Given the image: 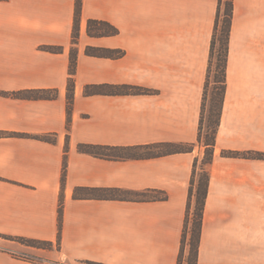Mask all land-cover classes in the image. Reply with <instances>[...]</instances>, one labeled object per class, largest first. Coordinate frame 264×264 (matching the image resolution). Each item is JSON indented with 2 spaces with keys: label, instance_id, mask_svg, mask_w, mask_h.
<instances>
[{
  "label": "crops",
  "instance_id": "obj_1",
  "mask_svg": "<svg viewBox=\"0 0 264 264\" xmlns=\"http://www.w3.org/2000/svg\"><path fill=\"white\" fill-rule=\"evenodd\" d=\"M74 4L0 0V264H178L192 166L204 152L197 136L217 0H81L68 131ZM90 18L118 33L87 35ZM87 46L114 55H87ZM102 83L149 91L84 94L85 85ZM38 90L57 95H14ZM155 142L194 147L136 159L77 148ZM222 149L264 152V0H233L197 258V264H264V158L224 157ZM75 187L160 190L167 197L85 199L73 196Z\"/></svg>",
  "mask_w": 264,
  "mask_h": 264
},
{
  "label": "trees",
  "instance_id": "obj_2",
  "mask_svg": "<svg viewBox=\"0 0 264 264\" xmlns=\"http://www.w3.org/2000/svg\"><path fill=\"white\" fill-rule=\"evenodd\" d=\"M81 13V0H75L74 4V20L72 27V43H76L79 36V24ZM233 17V0H217V9L213 33L210 41V50L208 57V65L206 77L203 86L202 102L200 108L199 127L197 142L204 146V152L201 159H194L190 183L188 186V197L186 205V213L184 217V225L181 237L180 251L178 255V264H197L198 245L202 230L203 212L206 202L209 186V170L208 167L214 157L215 137L220 124L222 108L226 90V62L229 51V38L231 21ZM86 33L89 36H109L118 33V29L109 22L98 19H87ZM45 50L50 52H61L59 46H46ZM85 53L91 56H113L114 51L104 47L87 46ZM215 59V62H214ZM213 70V87L209 94L211 84V74ZM69 76L67 80L66 95V127L69 131L71 122V108L73 103L74 75L76 72V51L70 50L69 59ZM146 88L135 85H110V84H87L84 86L85 95L92 94H132L147 92ZM15 96L26 98H54L57 93L55 91L38 90L25 91L15 93ZM208 98L210 102L208 103ZM193 143H174V142H155L144 145L129 146H110V145H94V144H78L77 148L81 152L90 153L101 157L111 159H136L159 157L163 155L191 152ZM221 156L234 158H264V152H255L252 150H233L222 149ZM65 162L62 169V187L65 182ZM62 196V195H61ZM73 196L85 199H110V200H127V201H152L164 200L167 195L160 190L152 191H133L117 187H75ZM62 198H60L58 207V238H60L61 221H62ZM192 202L194 204L191 211ZM18 241L38 247L48 248L50 242H38L32 239L18 238ZM186 244L188 251L184 257ZM99 264V263H93Z\"/></svg>",
  "mask_w": 264,
  "mask_h": 264
},
{
  "label": "rangeland",
  "instance_id": "obj_3",
  "mask_svg": "<svg viewBox=\"0 0 264 264\" xmlns=\"http://www.w3.org/2000/svg\"><path fill=\"white\" fill-rule=\"evenodd\" d=\"M216 16V15H215ZM214 23H215V21H214ZM72 34V33H71ZM79 37V36H78ZM78 42V38H77V41H76V43ZM71 43H72V37H71ZM76 43H72L73 45L71 46V49L70 50H74V51H76V47H75V44ZM92 47H94V46H92ZM77 57V56H76ZM214 62H215V59H214ZM213 70H214V67H212V74H211V79H210V81H211V84H210V87H209V94L211 93V90H212V87H213V84H214V82H213ZM148 90V89H147ZM149 91V90H148ZM210 102V99L208 98V103ZM193 207H194V204H193V202H192V205H191V211H193ZM188 244H186V249H185V253H184V257L186 256V254H187V251H188ZM22 257H26L27 258V256L26 255H22ZM183 263L184 264H187L186 263V261L185 260H183ZM80 264H88V263H80Z\"/></svg>",
  "mask_w": 264,
  "mask_h": 264
},
{
  "label": "built area",
  "instance_id": "obj_4",
  "mask_svg": "<svg viewBox=\"0 0 264 264\" xmlns=\"http://www.w3.org/2000/svg\"><path fill=\"white\" fill-rule=\"evenodd\" d=\"M58 264H66L65 262H60V263H58Z\"/></svg>",
  "mask_w": 264,
  "mask_h": 264
}]
</instances>
